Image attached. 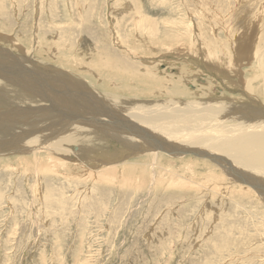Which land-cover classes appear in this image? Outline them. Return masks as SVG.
<instances>
[{"label": "bare ground", "instance_id": "obj_1", "mask_svg": "<svg viewBox=\"0 0 264 264\" xmlns=\"http://www.w3.org/2000/svg\"><path fill=\"white\" fill-rule=\"evenodd\" d=\"M233 1L236 2V0ZM254 1L239 0L238 13L234 17L240 20L242 28L238 26L239 31L231 29V35L227 40L220 37L221 28L217 26V24L226 25V19L211 13L207 7L203 6L204 3L200 4L202 8H198V12L191 9L188 14L190 23L186 25V30L192 34L190 33L187 40H183L188 42L174 40L170 43L165 41L163 44L162 39L159 38L156 21L143 12H136L131 1L122 0L124 10L122 9L121 13L126 11L128 13L126 16L130 14L132 17L125 31L123 29V35L126 34L125 37L128 38L134 32L138 38L135 40L126 38V41L130 42L122 44L128 49L127 58L126 53L124 56L116 55L117 60L114 61L110 60L112 57L109 56V49L100 47L97 49L98 47L93 46L95 49L92 53L86 52L88 48L85 50L86 53H74L67 44L69 41L65 40V45L58 47L56 40L59 37L55 36L56 42L53 41V49L51 47L46 52H40V55L50 60L44 61L46 65L40 61L44 64L42 65L37 62L38 58L35 59L32 55L36 50L26 49L20 40V42L16 40L13 32L15 27H10L9 30L5 22L0 23V164L11 160L10 157L14 156L20 164L33 167L36 174L67 176L68 173L69 177L83 176L97 184L116 182L112 177L118 172L119 176L129 175L121 176L126 179L123 184L126 188L132 183L133 177L129 174L134 171L132 168L144 170L145 167L150 166L152 170H155L160 168L161 159H168L159 155V151L153 148L154 145L162 146L165 150H169V153L182 149L199 150L201 154H208L215 162L218 161L222 171L207 161H199L195 158L179 160L186 165L193 179H176L175 182L171 181L169 186L173 189L179 187L188 190L195 185L198 188L197 191L207 190L224 198H228L227 195L237 194L238 198L252 199L259 207H262L257 195L248 188L257 190L260 193L258 195L264 199V1L256 0L257 5L255 4L256 8L253 12L249 9L253 5L246 7L244 4L248 5ZM4 2L0 0L2 4L0 20L4 16L8 17L7 9L3 6ZM227 4L231 6L230 2ZM79 10L77 8V11ZM131 10L134 12H129ZM73 15L72 17L76 16ZM55 17L54 15L49 17L50 28L58 26L54 21ZM83 24L85 28L87 24ZM42 27L41 23L37 25L36 32H39ZM116 28L119 29L117 25ZM18 36L21 35L18 34ZM147 36L148 39L151 37L148 41L144 40ZM34 39L37 41L42 38L36 35ZM134 41L137 44H133ZM138 43L140 46L147 44V49H154L155 45L159 48L155 49L161 51L160 64L164 63L167 66L162 76L157 71L158 75H153L154 77L150 74L154 70L150 63L153 58L136 57L139 51H136L137 48L133 45H139ZM103 51L107 56L103 55ZM133 53L135 55H132ZM118 56L122 57L117 58ZM131 60L143 62L149 68L145 65L136 66ZM166 60H170L171 64ZM50 63L57 66H50ZM47 65L49 66L46 69H40ZM118 65L123 66L125 69L123 74L127 76L116 69ZM29 67L35 70L31 72ZM135 69L137 72L133 71ZM45 70L50 72H48L49 75L44 73ZM36 75L39 80L35 78ZM57 82L62 84L61 88L64 87L61 91ZM22 89H27L33 94L37 91L36 99L30 97L31 93L30 96L23 94ZM55 115L59 119L56 121L59 127L56 132L50 129L51 131L35 134L36 136H30L26 132L48 123ZM102 123L107 128L115 123L127 124V126L121 125L122 128L117 132L104 130L107 136L90 130L95 126L104 132L100 128ZM146 135L154 140H146L144 137ZM114 143L123 148L125 157L128 154L134 155L133 153H137L138 157L146 156L135 161L119 163V166L107 167L103 164L104 168L96 169L94 168L96 164L90 165L91 161L104 154V151L109 150V146ZM140 152L145 154L141 155ZM215 155L218 159L214 158ZM88 160H90L89 163ZM230 165L235 167L233 171ZM198 166H204L207 171L200 172L197 169ZM5 167L10 165L7 164ZM62 170L67 173H62ZM238 175L241 180L249 183L238 186L228 182L227 179L235 180ZM137 178L140 181L139 177ZM154 181L156 182L155 178ZM183 189L180 190L183 191ZM223 189H229L226 197ZM43 191H38L39 195ZM236 203L242 207V203ZM252 205L256 206L254 203ZM60 206L62 207L63 204L60 203ZM64 209L62 211H65ZM244 211L249 212V209ZM260 221L254 226L256 240L254 239L253 243L261 242L262 245L259 244L257 247L255 245V247L264 249V212ZM252 248L254 249L253 246Z\"/></svg>", "mask_w": 264, "mask_h": 264}, {"label": "rangeland", "instance_id": "obj_2", "mask_svg": "<svg viewBox=\"0 0 264 264\" xmlns=\"http://www.w3.org/2000/svg\"><path fill=\"white\" fill-rule=\"evenodd\" d=\"M4 1L3 6H5L4 9H7L8 17L4 16L0 20V23L5 22L9 30L10 27H15L13 28L14 37H16L18 42L21 41L20 43L26 49L36 50L32 55L35 59L38 58V63H41L40 61H43V63L46 60L50 61L45 56L40 55V52H46L48 48H51L53 41L54 43L58 42V47L65 45V40L69 41L67 44L70 45V50H73L74 53H92L95 47H98L97 49L99 47L101 49H109V56L112 57L110 58L111 61L117 60L116 55L124 56L126 51L129 53L126 46L123 45L130 42L126 41L127 37H125L126 34L123 35V29L125 31L127 23L131 21L132 17L130 14L127 17L128 13L126 11L121 13V10H124L123 3H121L122 0ZM129 1L133 3L136 12H143L156 21L160 34L159 38L162 39L161 43L163 44H165V41H169L170 43L174 40L188 42L183 41L187 40L191 33L186 30V25L190 23L188 14L191 12V9L198 12V8H202L200 4L204 3L203 6L207 7L211 13H216V15L226 19V25L217 24L221 28L219 35L222 39H228V36L231 35V29L239 31L242 28L240 20H236L234 17L238 13L239 0H236V2L233 0ZM255 1L254 3L250 2L248 5L244 3L246 7L253 5V7L249 8L251 12L256 8L257 1ZM229 2L231 6L227 4ZM77 8L80 10L77 11ZM54 12L56 13L53 14ZM129 12L134 11L131 10ZM53 15L56 16L54 21L58 24L56 28H50L49 17ZM7 22L9 23L7 24ZM40 23L43 25V29L41 28L39 32H36V26ZM83 23H86L90 27L86 25L84 28L85 24ZM116 25L119 29L116 28ZM238 26H241L240 29ZM78 27L80 28L78 29ZM215 32L217 33V30ZM185 33H189V35H185ZM18 34L21 36H18ZM36 35L42 39L36 41L34 39ZM55 36H58L59 39H54ZM130 38H134L133 40H135L138 37L133 32L127 39ZM149 38L151 39V37ZM150 39L147 36L144 40L148 41ZM41 43L43 44L41 45ZM146 45H133V47L137 48L136 51H139L136 57L153 58L154 62L152 60L150 63L154 70L150 74L154 77L153 75H158L157 72H159L162 76L167 66L164 63L160 64L162 62V59H160L161 51L157 50L159 48L155 47L156 45L154 49H147ZM127 53L125 55L126 58ZM103 55H106L105 51H103ZM132 55L135 54L133 53ZM119 57L122 56H118L117 58ZM107 59L109 60V58ZM131 61L136 66L143 67L145 65L140 61ZM166 62L171 64L170 60H166ZM43 63L41 64L44 65L45 63ZM243 63L246 64L245 62ZM50 64L53 67L57 66L52 63ZM48 66H43L44 68L40 69L44 70ZM146 67L149 68V66ZM116 69L122 74L125 70L122 65L116 66ZM29 70L32 72L35 69L29 67ZM133 71L137 72V69ZM48 72L47 70L44 71L45 74L49 75L50 72ZM123 75L127 76V74ZM36 77L39 80L37 75ZM58 84L61 91L64 87L61 88L62 84ZM21 92L27 96L31 95L30 97L36 99L37 91L34 94L27 91V89ZM95 113L98 114L99 112ZM100 113L105 114V112ZM56 121H59V119L55 115L49 121L50 123L48 122L36 127L35 129L38 130L34 129L26 132L30 136L39 135L50 129H54L56 132L59 128ZM121 125L123 127L127 126V124L115 123V125H109L107 128L102 123L100 128L107 132H111L112 130H116L117 132L122 128ZM95 129H97L95 126L90 128L92 131L102 133V136H107L105 131L102 132L100 129ZM115 144L110 145L109 150L106 149V152L104 151V154L97 157L96 160L91 161L90 165L96 164L94 166L96 169L104 168L103 164L107 167L119 166V163L135 161L146 156L138 157L137 153H133L134 155L130 154V156L127 153L126 157L128 158L126 159V153L122 152L123 148L120 146L122 148L120 150L121 148L118 144ZM184 150L186 151L187 149L178 151L185 154ZM165 151H157L159 155L168 158L160 160V168L155 170H152L150 166L145 167L146 170L132 168L134 171L129 172L130 177H133L132 183L126 186V188L123 186L126 179L121 176H129L128 174L119 176L117 172L112 177L117 183L109 181L106 184H97L83 176L69 177L65 170H62V173H67V176H57L49 173L44 175H42L43 173L36 174L33 167L20 164L15 159L17 157H10L11 160H6L0 164V264H264V249L261 247H258L259 249L256 248L259 244L262 245V243H253L256 240L254 237L256 232L254 226L261 222L260 217L264 212V199L258 195L259 192L246 186L257 195V199L262 207H259L252 199L238 198L237 194H232V196L227 195L228 198H233L229 200L222 195L213 194L207 190L197 191L198 188L195 185H192L193 189L188 188V190L179 187L178 189L176 187L173 189L169 186L171 181L184 178L188 180L193 179L186 165L179 160L195 158V160L207 161L221 171L222 169L217 162L204 158L210 157V155L207 154L205 156L204 153H197L199 150L194 151V155L185 154L186 156L181 154L177 156L169 153V150ZM171 152L177 153V151ZM187 152L192 151L188 150ZM119 153L121 154L119 155ZM139 154L142 155L145 152H140ZM215 157L217 156L215 155ZM110 158H113V160H110ZM7 164L10 167H5ZM199 167L197 169L200 172L207 171L204 166H201L200 169ZM234 168H231L232 171ZM137 177H139L140 181ZM227 180L230 184L245 186L242 185L243 183L239 181V178H235L236 181ZM47 187L48 189H46ZM35 188L39 192L43 191L44 188V191L39 195V192ZM180 189H183V191ZM190 189L195 190L192 191ZM228 191L229 189H223L225 197ZM48 195H50L49 198ZM40 196H44L47 200L44 197L40 198ZM63 199L65 200L63 201ZM236 202L242 203V207L238 206ZM60 203L63 204L62 207ZM253 203L256 206H253ZM63 209L65 211H62ZM244 209H249V212L244 211ZM239 229L241 234L239 233Z\"/></svg>", "mask_w": 264, "mask_h": 264}, {"label": "water", "instance_id": "obj_3", "mask_svg": "<svg viewBox=\"0 0 264 264\" xmlns=\"http://www.w3.org/2000/svg\"><path fill=\"white\" fill-rule=\"evenodd\" d=\"M144 137H146V140H154L151 136H149V135H146V136H144ZM153 148L154 149H156L157 151H163V152H166L165 150H164V148L162 147V146H160V145H154L153 146ZM188 150H186L185 152V154H193V152L194 151H192V152H187ZM189 151H191V150H189ZM199 152V151H198ZM171 154H173V155H178V154H181V155H185V154H182V153H180L179 151H177V153H171ZM197 154V153H196ZM195 154V155H196ZM204 155H206V154H204ZM196 156H198V155H196ZM204 158H207V157H204ZM209 159H211V160H213L214 161V159L212 158V157H208ZM214 158L215 159H218V157H215L214 156ZM215 162V161H214ZM216 162H218V161H216ZM220 162V161H219ZM221 163V162H220ZM222 164V163H221ZM236 178H239L240 179V181L242 182V183H249V182H245V181H243V180H241V177H239V175L236 177Z\"/></svg>", "mask_w": 264, "mask_h": 264}]
</instances>
